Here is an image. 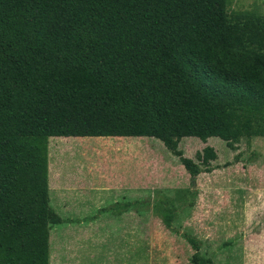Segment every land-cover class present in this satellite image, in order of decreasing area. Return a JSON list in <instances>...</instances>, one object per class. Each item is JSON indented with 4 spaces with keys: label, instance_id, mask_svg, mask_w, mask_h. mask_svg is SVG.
I'll return each mask as SVG.
<instances>
[{
    "label": "trees",
    "instance_id": "trees-1",
    "mask_svg": "<svg viewBox=\"0 0 264 264\" xmlns=\"http://www.w3.org/2000/svg\"><path fill=\"white\" fill-rule=\"evenodd\" d=\"M231 0H0V264H50L49 234L63 219L48 194L49 136H147L189 173L188 201L132 200L151 209L211 264L175 221L193 206L195 179L217 155L195 159L183 137L235 149L264 136V16Z\"/></svg>",
    "mask_w": 264,
    "mask_h": 264
},
{
    "label": "rangeland",
    "instance_id": "rangeland-1",
    "mask_svg": "<svg viewBox=\"0 0 264 264\" xmlns=\"http://www.w3.org/2000/svg\"><path fill=\"white\" fill-rule=\"evenodd\" d=\"M229 9L248 10L264 16V0H231ZM231 49L236 53L254 54L264 60V46L241 41L234 43ZM75 140H80L79 147L71 145ZM60 141H63L62 148H51L54 160L65 168L58 170V178L65 184L76 183L83 176L87 181L96 178L92 167L102 165L107 156L85 148L88 140L69 138ZM131 141L132 149L144 150L147 157L144 152H139L136 153L137 158L131 156L129 161L111 162L113 156H108L110 159L106 160L110 161L111 167L123 164V168L118 169L121 178L126 176L135 181L142 177L143 171H147L144 178L148 183L156 180L166 186L168 170L172 168L176 171L179 185H182V164L160 140L140 137ZM50 142L59 141L52 138ZM208 145L217 155L211 164L217 166L210 172L197 175L194 204L179 214L178 224H175L181 231L201 240L200 251L211 260V264H264V136L242 137L235 149L218 137H209L205 142L197 137H183L178 146L184 156L195 159L196 152ZM153 149L157 151L158 160L148 154ZM73 164L81 166L82 172L72 167ZM154 169L159 170L160 175ZM111 174L116 177L114 171ZM187 187L189 199L192 189L189 180ZM106 195H99V203L104 205L98 206L95 214L112 211L117 205L122 207L131 201L116 199L115 194L102 198ZM153 197L164 198L154 195L135 200ZM69 201L63 204L62 210H68L74 204ZM57 202L62 205L61 199ZM130 215L129 239L125 243H112L106 231L101 233L90 225L91 217L88 216H72L78 220L75 223L72 222L75 219L68 217L67 224L53 226L49 234L50 264H190L193 253L190 245L167 229L151 209L141 212L132 209Z\"/></svg>",
    "mask_w": 264,
    "mask_h": 264
},
{
    "label": "crops",
    "instance_id": "crops-1",
    "mask_svg": "<svg viewBox=\"0 0 264 264\" xmlns=\"http://www.w3.org/2000/svg\"><path fill=\"white\" fill-rule=\"evenodd\" d=\"M140 137L147 136H49L47 142V183L50 204L54 208L55 212L65 220H67L68 217H70L71 219H75L74 221H72L73 223L78 222V220L77 218H73L72 216L91 217L90 225L98 228V231L100 230L101 233H104V231H106L109 234L112 243L116 244L120 243L121 241L125 243L129 239L131 217L130 214L132 212V209L129 205H125L124 203L122 207L117 205V207L113 208L112 211L104 212L100 215L95 214L97 207L99 206L100 208L102 205H104L102 204V202L99 203V195L107 194L106 196L102 197L107 198L110 196V194H115L114 198H120V200H123V202H128L130 200L132 201L138 198H143L145 196L161 195L166 199L167 204L173 208L186 201L189 195V189L187 187L189 178L187 171L184 170V167L182 165H180L183 171L182 185H179L178 183V180L176 178V171L171 168L170 170H168L169 181L166 186H163L156 180L155 182L153 181L151 183H148V181L144 178L147 175V171H143V173H141L142 177L136 179L135 181H131L126 176L125 178H121L120 174L118 173V169H122L123 164L118 163L115 164V166L112 165L114 166L113 168L110 166V161L107 162L106 159H110V157L108 156L111 155L113 156V158H111V162L116 160L129 161L131 156H135V158H137L138 156L136 153H143L144 150L132 149L131 140L132 138ZM52 138H55L59 142L52 144V142H50ZM69 138L88 140L89 143L87 144L89 145L86 144L85 148L101 153L103 157L107 156L106 159H103L104 163L102 165L92 167V169H94L92 171L96 172V178H94L93 180L87 181V177L83 176L82 179H80V181H77L76 183L65 184L62 179L58 178V170H61V168L63 169L64 167L62 166V164L54 160L51 148L52 146L57 148L56 150L62 148L63 141L60 140ZM71 145L79 147L81 145L80 140L73 141ZM148 154L152 155V158L158 160L157 151L155 149L150 150ZM144 155H146L147 157L146 152H144ZM72 167H75L82 172L81 166L73 164ZM110 167L112 168V170L110 169ZM144 170L146 169L144 168ZM154 170L160 175L159 170ZM112 171H114V174H116V177L114 178L111 174ZM85 181H87L88 183ZM152 183H155L157 185L152 187L150 185ZM58 199H61L62 205L57 202ZM69 200L73 201L74 204L72 206L70 205L68 210H62L63 204L65 202L70 203ZM178 220L179 216L175 221L176 224H178ZM85 222H88V220ZM67 223L68 222L66 221L62 224L65 225ZM62 224H59V226H61ZM104 227L106 228L105 230Z\"/></svg>",
    "mask_w": 264,
    "mask_h": 264
}]
</instances>
